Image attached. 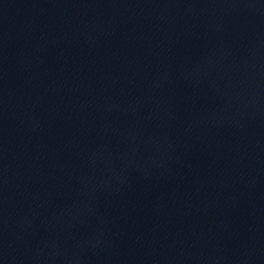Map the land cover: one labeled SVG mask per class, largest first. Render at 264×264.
I'll list each match as a JSON object with an SVG mask.
<instances>
[{"label":"water","instance_id":"obj_1","mask_svg":"<svg viewBox=\"0 0 264 264\" xmlns=\"http://www.w3.org/2000/svg\"><path fill=\"white\" fill-rule=\"evenodd\" d=\"M0 264H264V0H0Z\"/></svg>","mask_w":264,"mask_h":264}]
</instances>
